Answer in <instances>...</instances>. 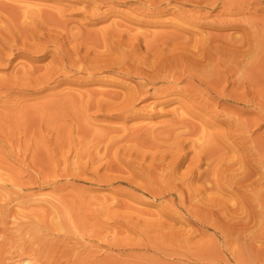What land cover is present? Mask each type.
Segmentation results:
<instances>
[{
  "label": "rangeland",
  "instance_id": "rangeland-1",
  "mask_svg": "<svg viewBox=\"0 0 264 264\" xmlns=\"http://www.w3.org/2000/svg\"><path fill=\"white\" fill-rule=\"evenodd\" d=\"M153 1L157 0H0L13 6H46L39 7L42 11H55L48 6L64 8L59 25L50 26V31L28 20L11 19V42L15 40L11 60L0 65V85L11 83L9 98L0 90V264H248L245 253L264 252V237H257L251 225L243 229V234L251 229L244 238L239 231L240 211L247 204L243 190L225 187L224 193L206 183L207 202L202 195L191 197L193 188L215 180L214 169H229L243 156L251 161L254 151L243 137H264V120L250 130L231 125L237 110L210 97L201 99L216 105L215 111L196 107V114L187 113L181 120L175 114L180 102L189 106L191 100L183 95L159 96L157 90L166 89V83L149 84L148 97L135 102L132 111L116 110L124 97L146 83L137 72L153 73L167 58L183 51L199 56L197 40L219 39L239 51L246 43L259 42L253 29L257 26L258 32H264L258 27V22L264 23V13L252 4L248 13L247 8L240 16H226L219 5L201 11L205 16L201 21L211 26L198 27L185 24L197 10L193 4L172 1L167 12L157 14ZM220 19L239 20V24L221 28ZM55 32L64 37L61 49L49 45L39 58L33 57L29 49L46 47L44 36ZM166 37L170 43H165ZM3 45L0 38V53L10 54ZM63 55H71L78 70H67V75L57 72L55 79L68 78L74 84L16 91L51 70H62ZM239 60L221 56L217 71L222 75ZM246 60L248 67L232 75L229 91L258 76L259 61ZM98 64L105 66L95 72L94 83L81 71ZM187 67L177 66L173 80L180 79L181 89L205 93L204 83L214 77V70L192 76ZM248 71L253 76H246ZM257 114L264 118V113L250 111L240 120L257 119ZM182 122L195 130L187 132ZM212 133L221 138L205 137ZM177 144L183 160L173 170L167 164ZM211 151L218 157L200 181L180 180L199 152ZM257 163L252 169L254 179L264 175V155ZM201 165L204 171L206 161ZM238 167L229 169L221 181L251 170L247 165V171ZM209 197L216 205L210 206ZM250 249L254 250L250 253ZM259 258V264H264V254Z\"/></svg>",
  "mask_w": 264,
  "mask_h": 264
},
{
  "label": "bare ground",
  "instance_id": "bare-ground-1",
  "mask_svg": "<svg viewBox=\"0 0 264 264\" xmlns=\"http://www.w3.org/2000/svg\"><path fill=\"white\" fill-rule=\"evenodd\" d=\"M172 1L186 2V3L189 2V3L193 4L197 8V10H195V12L193 11L194 14L192 12L190 13L191 16H189L187 19H185V24L187 23L189 25L198 26V27H203L205 25L211 26V25L201 21L202 20L201 18L203 17L201 11L204 10L203 12H205L208 9H212L216 6L218 8L219 5H221V7H222L221 13L225 14L226 16H236V15L240 16V15L244 14V12L247 8L248 9L246 10V12L248 13L249 8H251L249 6H251L252 4H255V7H253V9L255 11H261L262 13H264V9H262V7H259V6L264 5V0H251V1L250 0H157L156 2L153 1L154 3L152 4V6L155 10H158L157 14H164L165 12H167L166 9H168V7L172 4ZM40 6L32 5V4H26L25 6L19 4L18 6L17 5L13 6L11 3L10 4H4V2L0 3V22L1 23H3V22L7 23V26H5V27L0 25L1 28L3 27V29L0 28L1 29L0 33H2L1 34L2 37H0V38L2 41V45L6 44L7 47L9 48L8 50H10V54L2 53V52L0 53V65L3 62L9 63L11 60V48L14 47V43H15V40H13L11 42V21L12 20H14V19H22L24 21L28 20L30 25H31V23L33 24V26H36L39 24V26L43 30L49 29V31L51 29H53V28H50V26H52V25L58 26L59 25L58 18L60 17L59 15H62L64 13V8L62 9V8L56 7V9L55 8L50 9L48 6V10H55L56 12L55 11H42V9L39 8ZM41 7L43 8V5ZM52 7L53 6H51V8ZM45 8H46V6L43 9H45ZM206 8H207V10H205ZM96 11H97V9L94 10V13ZM207 13H210V12H207ZM223 14H221V15H223ZM250 19L253 20V21H251L252 23L254 21L256 23V19L255 20H254V18H250ZM37 21H40V22H37ZM238 21L239 20L230 21V20L220 19L218 22L220 24L219 26L221 28H224V27H230V26L235 27L236 25L239 24ZM214 23H216V22H214ZM258 24L260 25L258 27L264 28V23L258 22ZM253 27H254V25L252 24V26H250V29ZM255 28H257V26L254 27L253 31L256 35L259 36L260 41L259 42L255 41L252 44H250V43L244 44L243 47H245V48L243 50L239 51V50L235 49L231 44L220 41L219 39H215V41H211L210 40L211 38L205 37L206 36L205 35L202 37L203 38L205 37L206 40L201 39V40H197L195 42L196 47L199 48V51H200L199 56L197 54L188 53L187 51H183L180 55L175 56L172 59L167 58L168 60L164 61L161 65H159L156 70H153V73H147V72L142 73V72H137V70L134 71V72H137L136 74H138L141 78H143L146 83H144L142 86H139V88L137 90L131 92L129 97H124L122 103L118 105L116 110L120 111L121 113L122 112L128 113L130 110L132 111V109L134 108L135 102L140 101V99L144 100L148 97L146 95L148 94L149 84L166 83L168 85L166 89L157 90V94L159 96H170V95L173 96L175 94V95H183L185 98H188L191 100V104L189 106H187L183 102H180V110L177 112L175 111L176 112L175 114L177 115V117L179 116V119H181V120H183V116H185V114H187V113L193 115L195 113L194 110L196 109V107H200L198 109H209L211 112L215 111L216 105L210 106V104H208L206 102L203 103L204 100L201 99L203 97H210V98L214 99L215 101H221L222 100V101L226 102V104L228 106L233 107L237 110V116L235 117V119L233 118V120H232L233 123H231V125H234V123H236L237 126H241L243 128L245 127L246 130H250L251 128H253L256 125V122H257V125H259L262 122V120H264V118H262V114L259 115V117L257 114V117H258L257 119L255 117L254 119H251V120H247L244 118H241L242 120H240V117H244V115L250 114V111H256L257 113H264V82H261L262 80H264V53L259 52V51H264V32H258ZM104 31H105L104 34L108 33L107 29H104ZM3 33H5V34H3ZM44 39L46 42V47L35 45L29 49L30 51H32L31 52L32 55H36L33 57L39 58L40 55H38V54H40V53L43 54L45 52V50H47L49 45H53L56 49L60 50L62 45H63L62 42L64 41V37L61 35L60 32H55V33L49 34L47 36H44ZM165 41H166L165 42L166 44L170 43V38L166 37ZM221 43H223L224 45L220 46ZM207 45H208L209 50L205 49V47ZM28 47H29L28 45L23 46V48H27V49H28ZM201 49H203L204 52H202ZM217 54H220V55L218 56ZM221 56L232 57V58L240 59V60L236 61L232 68L227 67V69L225 71H223V74L221 75V72L217 71L218 64H219L218 62H220ZM246 58H253L254 61H259L260 65H258L257 68L255 66L258 76L251 77V76H253L254 73L252 71H248L246 76L251 77V78L246 79L245 82L241 81V83H237V86L235 87V89L229 91L227 89L228 85L230 83H234L231 80L232 75L233 74L237 75L238 72L242 71V69H244L245 67H248L249 61H247ZM72 61H73V58L71 55H66V56L63 55L61 57V63L63 64L62 70H57V71L51 70L46 77H43L41 79L37 78L32 83H30L31 84L30 87L18 86V87H16V89H17L16 91L19 93H24L25 91L28 92L31 89H36V88L37 89L38 88L43 89V90L50 89V88L54 87L53 86L54 83H57V85L60 83H64V82H67V84L68 83L74 84L75 81L74 82L68 81L69 80L68 78H67V80L64 79V81H63V79L60 81H56V79H55V76L57 74L59 75V73H57V72H62V73L65 72L64 74L67 75V72H66L67 70H71V71H73V73L75 72L74 70H78V69L74 68L76 66V64H72ZM106 64L108 65V63H106ZM180 64L187 65L188 66L187 69L189 70V71H187V73H190L192 76H195L197 73H200V72H208L211 69L214 70V72H215L214 77L209 78L207 80V83H204L205 93H196L195 91H193L189 87H187L185 89L184 88L181 89L178 87V83H179L180 79L177 78L176 80H173V78L175 75L174 71H175L176 67L179 66ZM103 66H105V65L104 64L93 65V66H91V68L90 67L86 68L81 72H86L88 75H90V77H89V79H91L90 81L95 83V80H93L95 72ZM114 67H115V65H114ZM71 71H68L69 75L72 74ZM69 72H71V74ZM60 75H62V74H60ZM77 77H80V76L77 75ZM73 79H71V80H73ZM8 83H4V84L0 85L1 86L0 90L1 89L5 90L4 91L5 97H8L9 94L11 93V83H9V84ZM89 94L91 96L92 93L90 92ZM98 94L103 95L105 97L106 96H108V97L116 96L114 94L105 95V93H103V92H100ZM97 107H98V105H97ZM197 116H199V115L197 114ZM203 122L210 126V124H209L210 122H208L206 120H203ZM182 124L187 128L186 129L187 132L188 131L191 132V129L195 130V127L193 125H190L189 123L182 122ZM208 135L209 134H205V137L209 140L212 138L214 140L215 139L218 140L221 138L220 134L212 133L209 135L210 137ZM243 138L244 139L248 138L247 142H249V145H250L249 149H251V151H254V153L252 155L253 158L251 159V161L245 160L246 156L235 159V162L233 164L229 163L230 164L229 169H230V171H233L234 165L238 164L239 165L238 169L242 166H244V168H245V165H247L248 167L249 166L251 167V170L249 172L241 173L237 179H234V177H233V179L230 178L232 180L221 181L222 178L226 177L225 173H227L229 171V169H225L224 171H220V172H216L217 169H214V173L217 175L215 180H210V182H209L205 179L206 180V181L204 180L205 182H202L201 185L192 189L191 197H192V195H194L195 196L194 198H196V196H197L196 199H198V196L202 195L201 197L205 196V200L207 202L206 183L211 184L210 185L211 188L213 187V188L217 189L219 192L223 191L224 193L228 192V190H227L228 188H225V187H230L229 188L230 191L233 190L234 188L243 190L244 196H245L244 199L247 202V204H245L243 206V204L240 202L241 205L243 206V209L240 211V214L243 216L239 218L240 219L239 224L243 225V227L240 226L242 229H240L239 231L242 230V235L244 238V235L250 233L251 229H249V233L243 234V231H244L243 229H245V231H246L247 224H249V225H251V227H253L252 232L254 233L255 231H258L257 237L262 238V237H264V175H262V177H260L259 179H254L253 178L254 174L252 172V169L256 164L258 165L257 162H258L260 156L264 155V137H262V135H261V136H259V138L255 137L252 140L250 139L251 136H250V138H249V136H246V137L244 136ZM240 144L245 146L246 142L242 141ZM175 148H176V153L171 156L170 161L167 164L168 168L173 169V170H175L177 167H179L181 164V160H183L182 154L180 153L179 144H177L175 146ZM212 151H213V149H212ZM212 151L209 154L205 153V152H199L198 156H197L198 158L194 161H193V159L191 160V162L188 164V166L186 168V171L184 172V174H182V177L180 178V180L184 181V183H186L188 181H192V180L200 181L203 178V176L208 172V170L210 168V167H208L209 164L211 162H213L218 157L217 152H216L217 150L215 152H212ZM205 154H206V156L199 157V156L205 155ZM205 161H206L207 167L204 168L205 169L204 171H202L201 170V166H202L201 164L204 165ZM240 169H242V168H240ZM236 170L237 169H235V171ZM243 170L247 171L246 168ZM219 177H220V179H218ZM176 187H178V185H175V188ZM240 193L242 194V192H240ZM248 193H250L251 195H249ZM210 198L211 197H209V199ZM205 200H203V201L205 202ZM212 201L213 200L210 201L211 202L210 206L212 203L215 204V202L214 201L212 202ZM204 202H203V204H204ZM206 205L208 207V204H206ZM212 213H213V211H212ZM233 219L231 220V223H233ZM237 220L238 219H236L234 221H237ZM217 221H219V220H217ZM221 225H222V223H221ZM229 225H230V223L227 224L228 227H229ZM231 225L233 226V224H231ZM235 226H236V224H235ZM236 227L238 228L239 225ZM232 228H233L232 230H234V227H232ZM248 228H250V226ZM221 232H224V231L222 230ZM252 232H251V234H252ZM251 234H250V236H251ZM250 239H251V241H255V242L259 241V240H257L256 237H251ZM252 250H254V249H250V253ZM261 253L264 254V252H262V251H260V253H258V254H260L262 256ZM258 254L255 255V254L245 253V255H244V257L246 256L245 261L248 262V264H257V263L259 264L260 263L259 261L261 260L260 258H262V257L259 258L260 255H258ZM240 264H241V262H240Z\"/></svg>",
  "mask_w": 264,
  "mask_h": 264
}]
</instances>
